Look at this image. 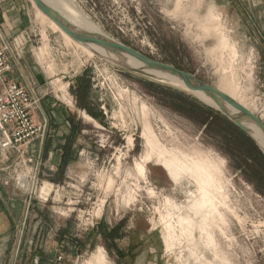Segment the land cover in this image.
Returning a JSON list of instances; mask_svg holds the SVG:
<instances>
[{"label": "rangeland", "instance_id": "1", "mask_svg": "<svg viewBox=\"0 0 264 264\" xmlns=\"http://www.w3.org/2000/svg\"><path fill=\"white\" fill-rule=\"evenodd\" d=\"M26 1L24 27L11 41L17 51L33 44L26 62L52 101L48 145L54 140L60 157L52 168L46 152L36 194L25 177L35 162L23 168L24 188L11 179L23 191L29 264H44L38 252L53 264L57 251L64 264H264V150L255 138L219 107L130 70L120 54L82 47ZM66 1L117 42L226 87L264 121V0ZM167 157L179 160L180 176ZM190 160L215 176L208 207L193 206L201 180ZM45 183L48 196L40 194ZM120 223L124 236L135 232L131 249L105 238Z\"/></svg>", "mask_w": 264, "mask_h": 264}, {"label": "crops", "instance_id": "2", "mask_svg": "<svg viewBox=\"0 0 264 264\" xmlns=\"http://www.w3.org/2000/svg\"><path fill=\"white\" fill-rule=\"evenodd\" d=\"M26 2V0H0V30L4 33L7 40L11 42V45H13L11 39L14 38L24 27L23 18L26 14L24 11L26 9ZM32 50L33 44H27L25 48L20 49V54L17 56V53L15 55L13 46L11 50L13 52L12 69L8 73V76L10 79L25 85L33 94H38L41 89L38 86L36 79L31 75L32 73L29 69L31 68L30 65L26 62V59L32 56ZM51 102L52 101H46V98H42L41 106L35 113L37 121L47 122V132L43 139L36 142L37 151L33 154L35 162L33 163L37 165L39 164L40 166L44 160L46 152L48 151L45 165H50V167L55 168L58 165L60 157L57 156V152L54 151V145H57L56 142L51 140L52 149L48 145L50 123L49 117L46 113L48 110V104H51ZM10 163L11 161L8 160H0V264H29V258H27V256L32 241L28 243L30 247L26 246L23 242V219L25 216V214H23V191L16 188L13 183H5V180L11 175L9 169L5 170L6 165H10ZM114 240L116 241L117 248L120 240L118 238H114ZM125 240L129 241L128 245L131 249L133 244L130 243V235H128L124 241ZM38 256L40 257V262L42 258V261L46 264L41 252H38ZM36 260L38 262H36ZM34 264H39L38 258L35 259Z\"/></svg>", "mask_w": 264, "mask_h": 264}, {"label": "built area", "instance_id": "3", "mask_svg": "<svg viewBox=\"0 0 264 264\" xmlns=\"http://www.w3.org/2000/svg\"><path fill=\"white\" fill-rule=\"evenodd\" d=\"M4 33L0 30V160L11 161L5 170L16 167L21 169L15 177L8 176L6 184L12 180L24 188L26 179L23 178V168L34 162L33 154L37 151L36 142L45 137L47 122L37 121L35 113L41 106L44 95L33 94L25 85L9 78L8 73L12 69V48ZM19 55V51L16 52ZM34 175L27 174L25 177L32 179V193L36 194L34 186L38 187L39 164H36ZM12 179V180H11ZM65 255L61 251L56 252L53 264H64Z\"/></svg>", "mask_w": 264, "mask_h": 264}, {"label": "bare ground", "instance_id": "4", "mask_svg": "<svg viewBox=\"0 0 264 264\" xmlns=\"http://www.w3.org/2000/svg\"><path fill=\"white\" fill-rule=\"evenodd\" d=\"M48 5H50L51 7L57 9L59 12H61V14H63L76 28H78L79 30L81 31H84V32H88V33H93L95 35H98V36H102V37H105V38H109L113 41H117L116 39H114L113 37H111L110 35H108L107 33H105L102 29L99 28V26L97 25H94L92 22H90L89 20H87L86 18H84V16H81V14H79L78 10H76L68 1L66 0H44ZM70 1V0H69ZM72 1V0H71ZM74 5V4H73ZM38 9V8H37ZM82 9V8H81ZM40 10V9H39ZM41 11V10H40ZM84 11V10H83ZM42 13V11H41ZM44 15V14H43ZM47 16V15H46ZM48 17V16H47ZM88 17V16H86ZM49 20L53 21L51 18L48 17ZM57 26L58 24L53 21ZM94 22V21H93ZM59 27V26H58ZM60 28V27H59ZM61 29V28H60ZM63 35H65L67 38H69L70 36L61 29ZM69 36V37H68ZM73 39V38H72ZM69 40V39H68ZM74 40V39H73ZM70 41V40H69ZM75 41V40H74ZM77 42V41H76ZM81 44V46H85L86 48L88 49H95L96 51H98L99 53H110L111 55V51H109L108 49L106 48H103L101 46H98V45H95V44H92V43H89V44H86V43H80V42H77V44ZM82 46V47H83ZM47 47H48V44L46 43L44 48L42 49L43 53L47 50ZM104 54V55H105ZM107 55V54H106ZM109 55V56H110ZM121 55V63L124 64L126 67L128 68H132V69H136V70H142L144 71V73H146V75H148L149 77H152V78H155L157 80H161V81H164V82H168L170 84H173V85H176L186 91H188L189 93H193L195 96H197L198 98H200L202 101L212 105V106H217L216 102L214 101L213 98L207 96L203 91H200V90H197V89H194L193 87L189 86L186 82H184L183 80H181L179 77L177 76H174V75H171L169 73H165V72H162V71H159V70H155V69H149L147 68V66L145 64H143L142 62L136 60L135 58L129 56V55H126V54H120ZM114 56V55H113ZM118 57V56H117ZM113 58V57H112ZM119 58V57H118ZM118 60V59H117ZM51 67V70L53 71V64L50 65ZM50 69V68H49ZM219 89L220 91L230 95L232 98H234L235 100H237L239 103H241L240 100L237 99V97L229 90H225L223 88H217ZM243 101V100H242ZM242 104V103H241ZM245 105V104H244ZM243 105V106H244ZM218 107V106H217ZM225 107L227 109V111L232 114V115H236L238 114V110L235 109L232 105L230 104H225ZM90 118V117H89ZM243 124L245 125V127H247L250 131L249 134H251L255 140L258 142V144L261 146V148L264 150V135L263 133L261 132V130L257 127V125L255 123H253L252 121L250 120H244L243 121ZM161 152V151H160ZM165 154V153H164ZM163 154V155H164ZM160 155V154H159ZM167 155H170V153ZM200 155V154H199ZM149 156V155H148ZM166 156V155H165ZM177 157V156H176ZM179 157V156H178ZM195 157V155H194ZM202 157V156H201ZM147 158V157H146ZM149 158V157H148ZM183 158V156H182ZM161 161H162V158H160ZM159 159V160H160ZM164 159H167L168 160V157L167 158H164ZM192 159V158H191ZM200 159V158H199ZM202 159V158H201ZM183 160V159H182ZM194 160V159H193ZM203 160V159H202ZM177 161L179 160H168V161H165L166 162V165L170 171V173L175 176V177H178L180 176V172H181V169H183ZM187 161V159H186ZM146 162V161H145ZM164 162V161H162ZM181 162V160H180ZM184 162H185V158H184ZM183 162V163H184ZM191 164H192V167L189 168V164L185 165L188 167L189 171L191 170L190 173H196V175H198L197 177L200 178L201 180V187H200V197L195 201L194 199V203H193V206L196 208V209H201L206 203L208 202H211V196L210 195H213L210 193L209 191V188H212L210 187L214 182V178L215 176H213L214 174L211 173V170L210 168H208V166L204 163V162H201V161H193L192 163V160H190ZM141 164V163H140ZM145 164V163H144ZM210 165V164H209ZM140 166V165H139ZM165 166V165H164ZM141 170L142 171H145L144 169V166L141 165L140 166ZM187 171V169H186ZM185 172V171H184ZM187 173V172H186ZM189 173V174H190ZM195 175V176H196ZM194 176V177H195ZM196 178V177H195ZM212 191V190H211ZM50 192V187L48 185V183H45L44 185L41 186L40 188V194L42 196H48ZM196 194V193H195ZM195 197V196H194ZM215 197V196H214ZM170 198V197H169ZM171 199V198H170ZM213 199V198H212ZM172 201V200H171ZM214 201V199H213ZM174 202V201H173ZM168 204V203H167ZM211 204V203H210ZM213 205H215L217 207V205L215 204V201L214 203L212 202ZM170 206V205H169ZM178 206V205H176ZM175 206V207H176ZM208 207V205H205ZM206 207V208H207ZM210 207V206H209ZM214 207V206H212ZM210 207V208H212ZM216 207H214L216 209ZM179 208V207H178ZM204 209V208H203ZM213 209V208H212ZM181 215V214H180ZM184 216V215H183ZM182 216V217H183ZM181 217V218H182ZM191 217V216H190ZM187 222L189 224H191V221L189 220V218L187 217H184ZM183 219V218H182ZM181 219V220H182ZM192 219V218H190ZM180 220V219H179ZM180 220V222H181ZM184 220V221H186ZM183 221V220H182ZM172 224V223H171ZM170 224V225H171ZM187 224V223H186ZM203 225V224H202ZM187 226V225H186ZM204 226V225H203ZM206 227V226H205ZM103 255V254H102Z\"/></svg>", "mask_w": 264, "mask_h": 264}, {"label": "water", "instance_id": "5", "mask_svg": "<svg viewBox=\"0 0 264 264\" xmlns=\"http://www.w3.org/2000/svg\"><path fill=\"white\" fill-rule=\"evenodd\" d=\"M33 1L35 5L45 15H47L49 18L55 21L58 24V26L75 41L86 44L92 43L101 46L103 48H106L109 51L117 54L129 55L135 58L136 60L142 62L143 64H145L149 69H155L177 76L181 80L186 82L189 86L193 87L194 89L203 91L207 96L213 98L219 109L233 122H235L236 125L240 127L244 132L248 134L250 133L249 129L245 127V125L243 124L244 120H250L257 125V127L261 130V132L264 135V121L253 111L243 106L241 103H239L237 100L232 98L230 95L204 82L203 80L199 79L190 72L180 69L174 65L152 59L149 56L143 54L142 52L126 44L113 41L109 38L98 36L93 33L81 31L78 28H76L63 14H61V12L48 5L44 0H33ZM129 69L141 73L143 75H146V73H144V71L142 70H136L132 68ZM225 104L232 105L235 109L238 110L239 113L236 115L230 114L227 111ZM36 262L38 261L36 260Z\"/></svg>", "mask_w": 264, "mask_h": 264}, {"label": "flooded vegetation", "instance_id": "6", "mask_svg": "<svg viewBox=\"0 0 264 264\" xmlns=\"http://www.w3.org/2000/svg\"><path fill=\"white\" fill-rule=\"evenodd\" d=\"M123 234L124 233V228L122 227V224H118L116 225L115 227H113L112 229H110L109 232L105 233V238L106 240H111V239H114V238H118L120 240L121 243H119V246L117 247L116 250H125V249H130L129 245H123L122 244V241L124 239V237H127V236H124ZM135 234V232H132L130 234V238L133 237ZM117 261L118 263H124V264H130L129 262V259L127 257H123V258H117Z\"/></svg>", "mask_w": 264, "mask_h": 264}, {"label": "trees", "instance_id": "7", "mask_svg": "<svg viewBox=\"0 0 264 264\" xmlns=\"http://www.w3.org/2000/svg\"><path fill=\"white\" fill-rule=\"evenodd\" d=\"M215 119H217V121H220L221 123H224L225 125H231V122L229 121V119L227 117H225L224 115H222L219 111H214L213 112ZM208 119H205V121L203 122H208ZM210 123V122H209Z\"/></svg>", "mask_w": 264, "mask_h": 264}]
</instances>
